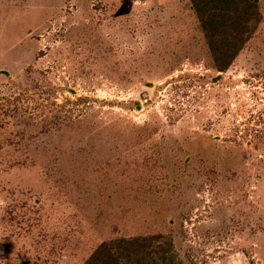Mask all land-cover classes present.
I'll list each match as a JSON object with an SVG mask.
<instances>
[{
  "label": "rangeland",
  "instance_id": "1",
  "mask_svg": "<svg viewBox=\"0 0 264 264\" xmlns=\"http://www.w3.org/2000/svg\"><path fill=\"white\" fill-rule=\"evenodd\" d=\"M155 232L264 264V18L220 71L189 0H0V264Z\"/></svg>",
  "mask_w": 264,
  "mask_h": 264
},
{
  "label": "trees",
  "instance_id": "2",
  "mask_svg": "<svg viewBox=\"0 0 264 264\" xmlns=\"http://www.w3.org/2000/svg\"><path fill=\"white\" fill-rule=\"evenodd\" d=\"M189 5L203 33L212 65L220 71L232 64L264 18L260 0H189ZM146 159L157 163L160 158L152 154ZM82 264H183V261L173 234L155 232L103 240Z\"/></svg>",
  "mask_w": 264,
  "mask_h": 264
}]
</instances>
